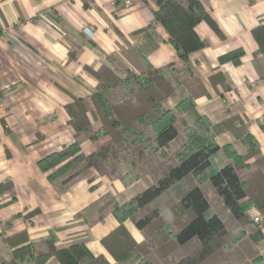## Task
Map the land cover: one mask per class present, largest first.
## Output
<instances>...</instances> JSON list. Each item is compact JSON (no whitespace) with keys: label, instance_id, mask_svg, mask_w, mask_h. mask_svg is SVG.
Masks as SVG:
<instances>
[{"label":"crops","instance_id":"1","mask_svg":"<svg viewBox=\"0 0 264 264\" xmlns=\"http://www.w3.org/2000/svg\"><path fill=\"white\" fill-rule=\"evenodd\" d=\"M167 1L0 0V186L13 188L0 195V264L29 244L46 250L47 241L57 249L85 241L91 253L114 264L102 242L119 226L114 205L127 204L162 178L169 164H177L166 155L185 142L180 125L169 148L146 150L148 159L130 173L127 152L106 164L109 173L90 168L67 183L49 180L59 167L41 170V160L76 142L86 156L96 151L85 136L76 139L68 107L77 99L92 103L102 83L94 72L105 68L120 78L127 72L140 75L149 65L161 70L174 87L165 109L192 98L209 122L220 147L215 168L235 154L248 156L242 136L234 133L244 127L259 155L246 159L238 175L242 181L256 171L264 176V0H199L210 21L196 25L204 45L187 62L153 14ZM87 116L99 130L94 112ZM201 188L227 231L242 235L201 264H264V223L261 228L253 221L256 215L263 218L260 210L250 207V221L242 225L210 183ZM124 225L137 244L145 242L132 220ZM200 244L195 238L180 246L175 261ZM147 261L173 264L154 253ZM45 264L61 263L51 257Z\"/></svg>","mask_w":264,"mask_h":264},{"label":"trees","instance_id":"2","mask_svg":"<svg viewBox=\"0 0 264 264\" xmlns=\"http://www.w3.org/2000/svg\"><path fill=\"white\" fill-rule=\"evenodd\" d=\"M153 14L185 62L192 51L203 47L195 27L202 20L210 21V17L199 0H187L186 5L181 0H168L159 3V9ZM94 75L102 83L100 91L92 95V103L77 99L68 111L76 139L85 136L97 149L86 156L76 142L41 160L39 167L43 172L59 167L49 175L50 181L63 178L67 183L90 168L107 174L106 164L119 159L123 152L130 155V173L132 168L137 169L148 159L146 150L169 148L179 136V125L186 136L185 142L173 154L176 165L169 164L162 178L127 204L114 205L119 226L102 241L114 264L139 261L150 264L146 258L153 250L162 260L173 258L180 246L195 238L200 246L174 264H201L221 248L237 242L242 235H231L223 218L213 214L201 188L207 182L215 188L225 207L240 224L250 221L247 211L253 206L260 210L264 221L263 174L256 171L247 181H242L238 175L246 159L259 155L254 140L244 127L234 133L242 136L240 140L248 149V156L235 154L227 165L217 169L213 158L220 147L214 141L209 122L197 113L192 98L180 102L175 110L165 109L163 102L174 87L161 70L149 65L140 75L127 72L124 78H120L105 68ZM120 88L123 89L121 97L116 93ZM89 111L100 120L99 130H95L90 122ZM9 190L13 191L10 184L1 185L0 195ZM171 192L176 199L170 201L167 209L170 215L167 216L160 202L169 198ZM128 219L145 236L142 244H137L128 233L124 225ZM45 246L46 250L33 244L21 247L7 264H45L51 257L61 264H111L104 256L91 253L85 241L74 242L65 249H57L51 241L45 242Z\"/></svg>","mask_w":264,"mask_h":264},{"label":"rangeland","instance_id":"3","mask_svg":"<svg viewBox=\"0 0 264 264\" xmlns=\"http://www.w3.org/2000/svg\"><path fill=\"white\" fill-rule=\"evenodd\" d=\"M181 141V140H180ZM174 154V153H173ZM170 155V154H168V155H166V156H168L169 157V159H173V160H175V158H174V155ZM176 161V160H175ZM177 162V161H176ZM173 199H176L175 198V195H174V192H171V195H170V197L169 198H164L161 202H160V206L162 207V209L165 211V213H166V215L167 216H169L170 214H169V212L167 211V209H168V207H169V203H170V201L171 200H173ZM155 250H153L152 251V253L151 254H155V252H154ZM150 254V255H151ZM156 255V254H155ZM175 255V254H174ZM189 255H191V253H189L185 258H187ZM149 257V256H148ZM147 257V258H148ZM147 258H146V261H147ZM156 258L157 259H159V260H162V259H160L157 255H156ZM167 259H169V260H171L172 262H173V264H174V262H175V257L173 256V258H167ZM167 259H163V260H167ZM148 263H150V264H152L150 261H147ZM128 264H133V263H131V262H129ZM135 264H141V262L139 261V262H136Z\"/></svg>","mask_w":264,"mask_h":264},{"label":"built area","instance_id":"4","mask_svg":"<svg viewBox=\"0 0 264 264\" xmlns=\"http://www.w3.org/2000/svg\"><path fill=\"white\" fill-rule=\"evenodd\" d=\"M85 31H86L88 34L91 33V31H90L89 29H85ZM253 221H254L257 225H259V227L262 228V225H263L264 221H263V218H262L260 215H256V216L253 218Z\"/></svg>","mask_w":264,"mask_h":264}]
</instances>
